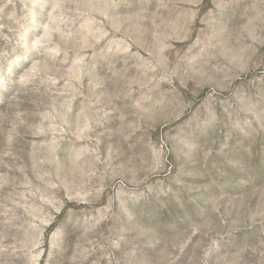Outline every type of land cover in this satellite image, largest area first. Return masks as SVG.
<instances>
[{"label": "clouds", "instance_id": "9594fccd", "mask_svg": "<svg viewBox=\"0 0 264 264\" xmlns=\"http://www.w3.org/2000/svg\"><path fill=\"white\" fill-rule=\"evenodd\" d=\"M0 264H264V0H0Z\"/></svg>", "mask_w": 264, "mask_h": 264}]
</instances>
